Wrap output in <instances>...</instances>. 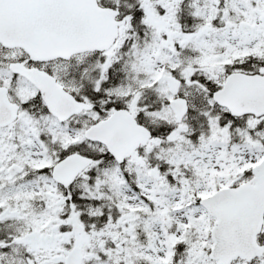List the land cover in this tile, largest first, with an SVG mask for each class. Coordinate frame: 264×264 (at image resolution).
I'll use <instances>...</instances> for the list:
<instances>
[{
    "label": "snow or ice",
    "instance_id": "6c2138e0",
    "mask_svg": "<svg viewBox=\"0 0 264 264\" xmlns=\"http://www.w3.org/2000/svg\"><path fill=\"white\" fill-rule=\"evenodd\" d=\"M0 264H264V0H0Z\"/></svg>",
    "mask_w": 264,
    "mask_h": 264
}]
</instances>
